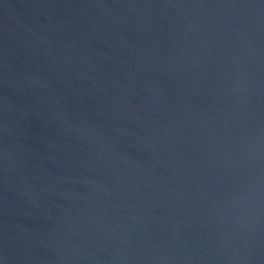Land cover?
<instances>
[{"label": "water", "instance_id": "water-1", "mask_svg": "<svg viewBox=\"0 0 264 264\" xmlns=\"http://www.w3.org/2000/svg\"><path fill=\"white\" fill-rule=\"evenodd\" d=\"M0 264H264V0H0Z\"/></svg>", "mask_w": 264, "mask_h": 264}]
</instances>
